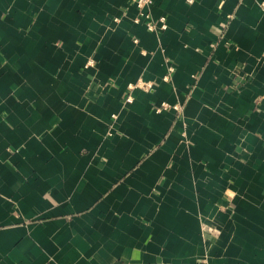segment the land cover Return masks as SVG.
I'll return each mask as SVG.
<instances>
[{"label":"crops","instance_id":"0c3cea01","mask_svg":"<svg viewBox=\"0 0 264 264\" xmlns=\"http://www.w3.org/2000/svg\"><path fill=\"white\" fill-rule=\"evenodd\" d=\"M148 10L0 0V264H264V0Z\"/></svg>","mask_w":264,"mask_h":264},{"label":"built area","instance_id":"2783aa9c","mask_svg":"<svg viewBox=\"0 0 264 264\" xmlns=\"http://www.w3.org/2000/svg\"><path fill=\"white\" fill-rule=\"evenodd\" d=\"M131 3H133L137 9V14L134 17V21H138L141 18H144L145 21V25L147 27V29H153L154 28V22L152 21V19H150L149 17V10L148 7L150 6V4L152 3V0H129ZM187 1H191V0H187ZM160 21V27L164 28L165 27V22H164V17L161 16L159 18ZM142 84L145 86V88L150 89L151 88V83L150 82H142ZM125 99L127 101L130 100V94L129 92L127 93Z\"/></svg>","mask_w":264,"mask_h":264}]
</instances>
